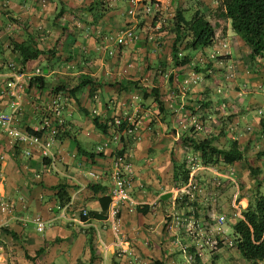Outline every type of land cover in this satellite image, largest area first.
<instances>
[{"label": "crops", "instance_id": "1", "mask_svg": "<svg viewBox=\"0 0 264 264\" xmlns=\"http://www.w3.org/2000/svg\"><path fill=\"white\" fill-rule=\"evenodd\" d=\"M164 1L162 10L178 7L176 0ZM131 7L130 0H0V45L4 51L0 57V111L12 112L1 87L10 78L8 61L21 58L12 51L14 43H29L41 50L37 59L25 65L29 72L41 68L44 77L43 85L28 83L24 93L18 124L25 129L35 130L44 118L54 88L73 85L83 75L92 76L103 86L94 99L88 89L83 91L80 100L84 107L103 121L120 114L138 116L140 131L131 137L125 151L135 172L129 193L137 206L149 205L147 212L124 205L119 246L105 217L80 222L85 219L82 208L103 213L101 199L110 194L111 172L123 142L99 130L73 100L63 102L66 124L54 146L61 154L59 171H46V161L37 148L32 147V157L27 158L0 132L1 264H182L185 257L167 230L166 215L182 185L175 178V165L188 153L182 128L198 119L180 118L187 116L190 107L195 106L207 122L211 117L224 118L229 111L228 128L216 144L227 147L230 140L237 139L244 151V158L231 168L243 176L246 186L234 187L232 205L229 209L221 206L220 214L238 216L235 197L241 213L248 206L258 178L249 171L251 165L261 166L258 181L263 185L264 60L252 66L248 46L231 28L236 39L230 41L228 56L223 52L219 61L198 62L196 58H207L213 46L187 49L184 54L191 55L192 61L180 73L172 59L173 34L166 25L162 27L175 13L157 21L143 11L138 17L130 15ZM126 27L135 30L137 40L118 44L116 38ZM229 73L235 76L231 80ZM113 83L115 86L110 85ZM134 83L149 91L159 89L170 108L166 121L161 120L154 99L144 98ZM206 103L208 107L203 106ZM213 112L217 116H212ZM59 186H64L71 198L63 206L56 195ZM7 202L13 208L3 211L1 203ZM36 217L45 220L44 231L38 230ZM236 251L223 247L215 254L216 261L208 254L201 264H248L237 258Z\"/></svg>", "mask_w": 264, "mask_h": 264}, {"label": "trees", "instance_id": "2", "mask_svg": "<svg viewBox=\"0 0 264 264\" xmlns=\"http://www.w3.org/2000/svg\"><path fill=\"white\" fill-rule=\"evenodd\" d=\"M218 9L221 15L217 16L229 19L233 31L239 36V38L245 43V45L248 46V49L250 51L249 58L252 66H254V64L257 63L259 59L264 60V0H220ZM150 15H152L154 17V20L157 21L164 19L161 11H155V13ZM172 23L173 28H169L170 24ZM164 26L168 31H170L169 34H173V40L171 41L173 50L172 59L180 73L192 61L191 55L184 54L185 50H195L199 48L209 47L219 40L218 36L216 35V26L213 24V21L208 18L204 10L197 3L190 8L184 6L182 7V4L178 5L173 19H170L166 23H163L162 27ZM133 31L136 35L137 33L134 29ZM184 42L185 44H183ZM12 51L16 53L18 52L21 56L20 60H16L19 62L21 70H25L26 63L29 60L37 59L41 52L40 49L36 48L33 45H29V43H14ZM228 54H224V57L228 56ZM3 55L4 51L2 50L0 45V57H2ZM4 60L5 59L3 58V61ZM43 80L44 77L42 73L40 75L32 76L29 80V83L33 84L35 82H38L43 85ZM6 82L4 83V85L6 84ZM170 82H172V79H170ZM134 84L135 89L137 88L144 93V98L152 97L154 99V101L159 107V112L161 113V120L166 121L168 119V116L170 115V108L166 105L165 101L163 100L162 95L159 93V89L152 88L149 91L146 87H141L137 83ZM110 85H114V83ZM101 86H103V84L100 82H96V80L92 76L83 75L79 78V81L77 83H74L73 85L68 84L65 87L58 86L57 88H54V93L52 94L53 96L50 99V104L53 100H56L60 104V106H62L61 112H63L64 103H70L73 100V102H75L79 106V109L92 120V122L96 125L99 130H101L104 134L111 136L115 141L123 142V148L117 151V157H123L125 162L130 163L133 166L132 162L125 154V151L128 147V142L131 141V137H135L140 131V121L138 119V116L130 113L125 115L120 114L117 116L108 117L103 121L100 115H98L95 111L87 109L81 103L80 95L85 89H88L90 97L94 99L98 92L97 89ZM120 87L121 86H118L119 89L123 88ZM203 106L208 107L209 103H206V105ZM193 108L190 107V110H187L188 113H185L187 115L185 116V118L187 119L188 117L192 119L193 117L197 116V118L199 119L196 120V123L198 122V124H201L203 126V129H198L196 124L182 128L183 132L181 134V138L183 139L185 145L192 148L191 152L193 153L191 154H194L199 157L204 164L216 165L219 167L220 170L226 171L231 174L234 173L233 175H235L236 173L234 170H232L231 165H233L236 161L242 160L244 158V151L240 148L239 141L237 139L230 140L229 145L227 147H224L223 145H217V138L219 136L225 135V128H228L227 123L222 122V128L219 131H205V125L206 123H208L207 118L205 119L203 117H200L196 113L198 109L195 106ZM50 112L51 110H47L44 117H50ZM214 114L216 113H211L212 116H214ZM61 115L63 117V114ZM65 124L66 123L64 120L63 125L60 127V131L64 129ZM262 126H264V122ZM28 131L36 135L41 134L40 132H37L34 129L32 131ZM115 135H118V138H115ZM17 147L20 148L23 153L22 147ZM260 167L258 165H251L249 167V171L253 174V176H257L259 178V175H261L260 172H262L260 170ZM189 171L190 169L188 166L186 155V157L181 163L179 162L175 165V178L177 179L179 184L187 182L189 177ZM134 175L135 172L133 170L131 175L126 174L125 177L129 181H132ZM206 176L207 175H203L200 178L204 179ZM258 178L255 184L256 186L252 188V193L250 194L249 198V204L246 208L242 210V216H237L236 218H229L228 215H226V235L230 236L229 238L232 240L233 244L230 246L228 243H225L224 235L220 232H214V235H212V237L218 239L217 248L213 250H208L209 248L203 247L202 251H206V255L211 254L210 257H214L215 254L217 255V253L223 247H227L230 249L237 250L240 256L248 264L264 263V192L260 190L262 183L258 181ZM214 186L210 187L209 185H206L205 191L208 190V188L211 190L214 189ZM214 192L216 191L212 190V194L204 197L203 194L199 195L196 193L193 201L189 199L190 197H188V195L180 196L176 198V200L174 201V207L172 209H169L167 211V214L174 210H177L179 212V215L183 217H190L191 215H194L196 218L199 219L203 217L210 219V214L220 215V211L218 210L219 208H221V205H219L218 207H212L211 205L213 204L210 203L211 200H213L214 198V200L218 202L219 198L217 192L215 194L217 195L216 197L214 195ZM56 195L61 206L69 202L71 199L67 194V191L65 190L64 186L58 187ZM214 200L213 202L216 203ZM101 201L103 204V213L100 214L91 212L88 208H82L81 212H83L84 210H88L89 218L105 217L106 219L108 213L105 216L104 214H106L105 212H108L109 210L112 201V194L110 193L107 197L102 198ZM125 204L126 203H121V208L119 210L118 215L119 217L121 216L122 209ZM135 206L138 210L142 212H147L149 210V205ZM83 218L88 219L87 217ZM166 220L167 230L174 237L175 244L178 246V251L180 252V254L182 256L184 255L185 257L183 250H186L189 254L192 255L190 261H187L185 257L182 263H204L205 253L204 255H200V250H198L199 243H202L204 241V236L197 235V237L195 238V234L186 231L184 227L180 228L176 232H172L169 227L171 216L167 217ZM228 226H231V228L233 229L232 235L231 233H229ZM178 240L181 242V244H178ZM183 245H185V247ZM214 258V260L216 261L217 258Z\"/></svg>", "mask_w": 264, "mask_h": 264}, {"label": "built area", "instance_id": "3", "mask_svg": "<svg viewBox=\"0 0 264 264\" xmlns=\"http://www.w3.org/2000/svg\"><path fill=\"white\" fill-rule=\"evenodd\" d=\"M132 3V7L129 9L130 15H135L137 11H143L144 14L150 15L155 13V11L162 12V0H149V2H144L146 0H130ZM134 31L130 27H126L123 29L120 34L116 38V42L118 44H126L128 40L132 41L136 39ZM230 49V43L227 39H220L216 44L213 45V49L209 54L210 59L214 61H219V56L224 54H228ZM198 62H206L204 57H200L197 59ZM8 67L10 69V78L6 82V84L2 87L1 94L7 96L10 99V103L12 106L11 113L0 112V132L5 134L8 137V143L11 147L16 148L17 146H21L23 149V155L27 158L32 157V147L37 148L40 151L42 158L46 161V171H59L58 163L61 158V154L55 150V142L57 141L60 127L63 125V117H62V106L55 100L52 101L51 104L48 105L47 110H51L50 117L44 119L35 127L37 132H40V135L32 134L24 127H21L18 124L19 115L22 111L23 105V97L24 93L28 87L29 80L34 75H40L43 73L41 68H36L32 72L21 70L19 66V62L16 60H10L8 63ZM230 76H233L230 73ZM194 124L198 127V129H203L201 124L196 123V120H193ZM115 138H118V135H115ZM191 149L190 147H187ZM190 152L187 155V162L189 166V177L187 182L183 183L180 188L176 192V198L188 195L190 200H194L196 193L201 195L202 192L205 191V186L207 183H204V179L200 178L203 176V172L210 171L214 174L216 180V186L222 185L226 179L233 182L238 187V181L235 175L228 173L226 171L220 170L216 165H206L202 162V160L194 154ZM133 166L130 163L125 162L124 158L119 156L115 160V166L111 172L112 184L110 193L112 194V201L109 207V212L106 220H109L113 232L116 236V244L121 245V241L119 239V222L120 217L119 210L121 208V203H128L130 206H135L137 202L131 197L129 193V185L131 181H129L125 175H131L133 172ZM92 176H96L97 174L92 172ZM40 177L41 174H38ZM175 198V200H176ZM236 199V197H235ZM233 202L235 208H237L236 214L241 217V210L239 203L237 204ZM1 208L3 211L13 208V205L9 202L1 203ZM82 218L87 217L88 219H81L82 224H85L87 220H89V211L84 210L81 212ZM171 216L170 221V229L172 231H177L182 227H186V231L197 235H203L204 241L199 243L198 250H200V255H204L202 248H209L208 250H213L217 248L218 239L212 237L214 232H220L224 235V242L228 243L230 246L233 244L232 240L229 238V235H226V215L220 214H210L209 218H196L194 215L181 216L177 210H174L166 215V218ZM35 222L37 224V228L40 231H44L46 229V222L41 217H36ZM179 241V240H178ZM176 241V242H178ZM199 241V240H198ZM178 244H181L179 241ZM185 247V245H183ZM183 247V248H184ZM186 260L190 261L192 255L189 254L186 250H183ZM206 255V253H205ZM204 255V256H205ZM1 264V263H0Z\"/></svg>", "mask_w": 264, "mask_h": 264}, {"label": "rangeland", "instance_id": "4", "mask_svg": "<svg viewBox=\"0 0 264 264\" xmlns=\"http://www.w3.org/2000/svg\"><path fill=\"white\" fill-rule=\"evenodd\" d=\"M176 1H177V5L182 4V7L184 6V7H189V8L197 3L204 10V12L208 16V18L213 21V24L216 26V32L218 33L219 39H222L223 36L227 37L229 42L234 41L236 39V38L234 39V37H233V33L231 31V26L228 25L229 20L225 17L217 16V15H221V13L218 11L220 0H176ZM162 2L164 3V5L166 4V2L164 0H162ZM175 10H176L175 7H174V11L170 10V8H163L162 15H171V14L175 13ZM135 15H136V17H138V15H140L139 11H137ZM183 44H185V42ZM228 80H230V79H228ZM8 111L9 110H7V112ZM227 112L231 115V113L229 111H227ZM228 113L225 114L224 118L213 117L211 119H208L209 122L206 123V125H205V127H206L205 131H209V132L210 131H212V132L219 131L221 129L219 127V125H221L222 122L228 123V121L231 117V116H229ZM217 114H216V116H217ZM180 118L184 119V120L186 119L185 117H183V115ZM220 119H222V122H219ZM217 123H219V124H217ZM203 175H207L204 178V183H207L206 185H209L210 187H213L215 185L214 189H212V190L217 192L218 198L220 197V195H223L222 197H220L218 202L214 200L215 198L213 199L216 203H214L213 200H211L210 203L213 204L211 206L212 207H214V206L218 207L219 205H221V206H224L226 209H229L230 205H232L231 199L234 197V194L236 191L234 189V187L236 185L234 183H232L231 185H228V183H230V181L226 180V181H224V183L222 185L216 186L217 184H216V180L214 178L213 173H210V171H206V172H203ZM212 177H213V179H212ZM236 178H237L238 184L241 187V189H242V186H246V182H245V179L243 178V176H240V175L238 176L236 174ZM212 190L208 188V190L202 192L203 197L212 194ZM261 191L264 192V183L262 185ZM216 192H214V195L216 194ZM217 195H215V197ZM118 229H119V227H118ZM185 229H186V227H185ZM229 233H231V235L233 234V229L231 227H229ZM234 253H235V255H237V258H239L241 260L240 254L237 251ZM204 257L206 258L207 255H205ZM241 263L244 264L243 262H241Z\"/></svg>", "mask_w": 264, "mask_h": 264}, {"label": "clouds", "instance_id": "5", "mask_svg": "<svg viewBox=\"0 0 264 264\" xmlns=\"http://www.w3.org/2000/svg\"><path fill=\"white\" fill-rule=\"evenodd\" d=\"M222 39H225V38H222ZM219 40H220V39H219ZM216 43H217V41H216ZM216 43H215V44H216ZM229 43H230V42H229ZM213 45H214V44H213ZM213 45H212V46H213ZM208 57H209V58H208ZM219 57H220V56H219ZM197 59H198V58H196V60H197ZM205 59H206V60H207V59H210V56L207 55V58H205ZM206 62H207V61H206ZM229 75H230V73H229ZM233 77H235V76H230V78H228V79L231 80V78H233ZM198 119H199V118H198ZM193 125H194V123H193ZM191 151H192V148H191V149H187V152H188V153H187L186 155H188ZM235 173H236V172H235ZM235 176H236V174H235ZM226 180H228V179H226ZM226 180H225V181H226ZM228 181H229V180H228ZM230 183H233V182L230 181ZM238 202H239V201H238ZM241 215H242V213H241Z\"/></svg>", "mask_w": 264, "mask_h": 264}]
</instances>
